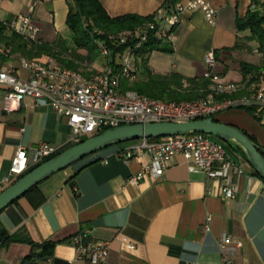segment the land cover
<instances>
[{"label":"crops","instance_id":"obj_1","mask_svg":"<svg viewBox=\"0 0 264 264\" xmlns=\"http://www.w3.org/2000/svg\"><path fill=\"white\" fill-rule=\"evenodd\" d=\"M68 1L0 0V21H9L17 12L28 14L39 27L37 35L43 42L50 44L60 39L66 46ZM205 1L215 8L214 23L208 22L199 9L181 10L173 27V39L160 42L171 50L155 48L145 55L146 64L153 73L171 71L185 77H200L207 66L204 53L211 49L215 55L212 69L222 80L240 84L242 89L238 94H247L252 86H246L249 76L243 78L239 64L259 63L260 54L255 51L256 46L250 45L251 41L240 49L231 47L248 35L247 30H237L235 21L249 7H254L253 1ZM99 2L109 16L127 12L145 16L165 3L164 0ZM19 59V55L4 59L0 56V64H8L24 76ZM39 59L56 62L47 55ZM134 68L133 61L131 69ZM182 83L187 85L185 81ZM3 92L0 87V191L6 188L1 183L10 176L12 157L19 145L44 141L61 148L68 144L66 119L56 115L49 104L35 103L25 97L18 109L5 111L1 105ZM214 118L242 128L264 149V109L255 113L226 108ZM124 145L104 147L51 173L37 182V193L19 198L14 208L1 213L5 217L0 214L2 225L10 232L24 227L37 243L54 241L51 255L30 264H84L76 257L68 239L80 230L107 242L108 264H225L216 245L222 234L240 241L232 256L234 264H264V191L261 190L264 181L255 175L238 148L228 143L223 147L241 169L232 175L234 196L224 198L219 192L220 179L189 172L180 154L173 155L160 176L145 173L135 183L129 182L128 178L139 171L147 156L125 163L115 154ZM15 214L17 222L11 217ZM208 215L206 230L203 222ZM32 250L28 243L0 244V264H21Z\"/></svg>","mask_w":264,"mask_h":264},{"label":"built area","instance_id":"obj_2","mask_svg":"<svg viewBox=\"0 0 264 264\" xmlns=\"http://www.w3.org/2000/svg\"><path fill=\"white\" fill-rule=\"evenodd\" d=\"M199 9L205 19L214 23L215 8L205 0H178L173 5L159 7L156 12V22L138 25L130 30L113 35L116 43L137 40L138 47L141 40H145L148 30H153L157 37L171 41L174 36L173 27L178 22V13L183 9ZM31 16L18 13L9 21H1L7 29L18 33L28 43L40 44L43 41L37 35L39 27L32 22ZM100 55L104 60L101 68L87 66L83 70H75L58 62H40L36 59L20 57L19 63L25 75H18L14 67L8 64L0 66V87L2 88V109L14 111L18 109L25 97L33 102L49 104L56 115L66 119L68 139L67 143H76L81 135L116 127L117 125L144 123L156 121H189L212 117L226 108L249 109L255 113L264 109V70L260 77V85L249 94H238L242 89L240 84L222 80L219 73L212 69L215 64L214 50L204 53L206 70L203 74L207 78V87L202 96L190 100L165 101L150 98L131 88L122 90L119 82L122 77L130 81L135 79L131 72L134 49H127L117 55V66L110 64V49L100 42L97 43ZM0 52H4L0 47ZM183 86L185 85L182 83ZM220 97V98H218ZM22 128V127H21ZM224 146L208 137L204 133L172 134L148 139L146 136L133 139L118 149L119 155L125 163L132 158L140 159L147 156L146 161L139 166V171L130 178L134 182L143 174L149 173L154 177L160 176L167 168L173 155L180 154L186 161L189 172H202L206 178H219L221 188L219 192L224 198L234 196L232 175L241 172L227 155ZM59 146L44 141L30 146L19 145L12 164L9 177L2 180L1 186H8L10 182L21 177L26 170L41 162L44 157L57 153ZM264 191V182L261 186ZM203 227L209 229V215L204 218ZM74 247L76 257L84 264H108L107 242L92 238L87 231H79L69 238ZM217 247L221 253V260L225 264H234L232 256L240 247V241L228 234L217 238ZM133 247L132 243H128ZM192 264V263H191Z\"/></svg>","mask_w":264,"mask_h":264},{"label":"trees","instance_id":"obj_3","mask_svg":"<svg viewBox=\"0 0 264 264\" xmlns=\"http://www.w3.org/2000/svg\"><path fill=\"white\" fill-rule=\"evenodd\" d=\"M254 7L246 10L245 15L241 17H236L235 27L238 31H248V35L242 38L243 41L237 42L231 47L235 49H240L246 46L248 41H254L256 44V52L260 54L261 61L259 63L253 64V62L241 61L239 68L243 78L249 76L246 79V86H252L251 89L247 90L246 93L249 94L255 91L260 85V77L262 70H264V0H252ZM164 7L168 5L171 6L175 2L174 0H164ZM68 12L65 16L67 31L70 34V42L72 43V58H65L61 56V52L68 49L64 45V41L60 39L48 44L47 42H42L40 44L28 43L23 39L19 34L7 29L4 23L0 21V47L4 52H0V56L4 59L9 56L19 55L20 57L39 59L42 56L52 57L56 62L66 67L72 68L75 70L80 69V62L82 60H88L91 63L99 54V48L97 43H101L107 46L111 51L110 64L112 66H117V55L124 51L130 46L134 49V62L135 68L131 72L135 75V79L130 81L125 77H122L119 86L122 90L131 88L132 90L137 91L139 94H143L150 98H159L165 101H176L180 102L183 100H190L196 97L202 96L205 93V89L208 85L207 78L204 76L200 77H185L176 72H171L167 74H158L150 71L149 67L146 64L145 55L150 51L155 50H164L169 51L170 47L161 45L160 42L165 41L163 38L156 36L153 30H148V35L145 40H141V43L138 47H135L137 40L126 41L123 43H116L115 39L112 36L124 32L127 29L130 30L138 25H145L149 22H156L155 14H149L145 16L126 13L116 16H109L105 11L103 6L100 4L99 0H69L67 3ZM85 50V53L79 52ZM171 50V49H170ZM139 59V60H138ZM42 62V61H40ZM1 66V64H0ZM187 84L184 87L182 82ZM199 90H204L202 93ZM220 98V97H218ZM249 110V109H248ZM251 111V110H249ZM214 117V115L212 116ZM105 129V128H104ZM103 130L94 132L92 135L101 133ZM106 130V129H105ZM245 133V131H244ZM252 140H254L250 135L245 133ZM207 135V134H205ZM208 137L211 135H207ZM90 137V136H89ZM214 137V135L212 136ZM148 139H157L158 137H147ZM215 141L220 142L219 138L215 137ZM213 139V140H214ZM83 140V139H81ZM132 140V139H131ZM123 141L125 142H131ZM119 143V141H118ZM118 143L111 145H118ZM75 143H68L63 145L57 153L65 150L66 148L72 146ZM109 145V146H111ZM108 147V146H107ZM51 154L47 157H44L41 162L49 159L53 155ZM41 162L30 166L26 172L34 168ZM81 166L76 169H80ZM25 172V173H26ZM256 176L258 175L257 170H254ZM260 177V176H259ZM261 178V177H260ZM262 179V178H261ZM37 186L33 185L23 196L28 198L32 193H37ZM20 197V198H21ZM19 199V198H18ZM18 199L8 205L6 208L0 211L7 212L14 208L18 203ZM15 214L11 217L14 221L17 222ZM3 222L0 219V244L2 246H9L14 243H28L32 246V251L27 254L26 257L22 259L21 264H30L36 259H42L46 256L51 255V250L54 246V241H44L37 243L33 241L30 237L27 228L19 227L18 230H13L12 232L8 231L2 225Z\"/></svg>","mask_w":264,"mask_h":264},{"label":"water","instance_id":"obj_4","mask_svg":"<svg viewBox=\"0 0 264 264\" xmlns=\"http://www.w3.org/2000/svg\"><path fill=\"white\" fill-rule=\"evenodd\" d=\"M200 132L219 138L232 148H238L246 161L264 181V149L257 146L256 142L247 136L242 128L222 123L214 117L193 119L189 121H156L144 123H131L117 125L104 129L99 134L80 140L65 150L53 155L41 162L28 172L10 182L6 188L0 191V211L20 198L37 182L45 179L51 173L58 172L64 167L71 166L87 155L97 152L104 147L123 141H129L141 137H160L174 134H189Z\"/></svg>","mask_w":264,"mask_h":264},{"label":"rangeland","instance_id":"obj_5","mask_svg":"<svg viewBox=\"0 0 264 264\" xmlns=\"http://www.w3.org/2000/svg\"><path fill=\"white\" fill-rule=\"evenodd\" d=\"M65 33V36L67 37V39H70V34L68 33V31L66 30V32H64ZM67 42V45H66V47L68 48V49H66V50H64V51H62L61 52V56L62 57H65V58H72V49H73V47H72V43L70 42V40H67L66 41ZM250 45L252 46V47H255L256 46V44H255V42L253 41L252 42V40H251V43H250ZM80 53H85V50H82V51H79ZM254 54V53H253ZM256 55V54H255ZM258 57V62H260L261 61V56H257ZM38 61H41L40 59H37ZM139 60V59H138ZM104 64V60H103V58H102V56L99 54L91 63H89V61L87 60H82V62H80V64H79V66H80V69L81 70H83V69H85L87 66H89V67H94V68H101V66ZM90 136V134H84V135H81V139H86V138H88ZM210 138H212V139H214L215 137H212V136H209ZM224 145H226L225 144V142H223V141H221ZM127 142H125V143H123V142H119V144H122V145H124V144H126ZM1 217H5V215H3V214H1Z\"/></svg>","mask_w":264,"mask_h":264}]
</instances>
